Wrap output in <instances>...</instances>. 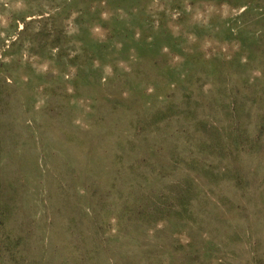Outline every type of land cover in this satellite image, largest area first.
<instances>
[{"label":"rangeland","instance_id":"obj_1","mask_svg":"<svg viewBox=\"0 0 264 264\" xmlns=\"http://www.w3.org/2000/svg\"><path fill=\"white\" fill-rule=\"evenodd\" d=\"M0 264H264V0H0Z\"/></svg>","mask_w":264,"mask_h":264}]
</instances>
